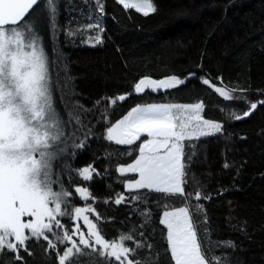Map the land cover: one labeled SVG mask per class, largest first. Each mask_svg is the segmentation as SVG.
<instances>
[{"label":"trees","instance_id":"obj_1","mask_svg":"<svg viewBox=\"0 0 264 264\" xmlns=\"http://www.w3.org/2000/svg\"><path fill=\"white\" fill-rule=\"evenodd\" d=\"M152 2L158 11L144 16L118 0H102V13L96 0H52L51 4L44 0L39 12H31L25 20L39 16L37 40L47 57L53 106L66 135H74L75 143L82 145L72 147L69 139L67 150L53 163V188L70 193L73 214L57 215L59 227L53 223V232L46 234L60 253L70 242L60 244L55 236L67 232L79 244V228L89 238L82 216L74 215V207H88L93 211L83 215L109 242L122 234L134 236L126 246H141L129 259L174 264L167 251V229L160 221L163 211L187 206L198 242L210 258L225 257L227 264H264V104L259 103L264 100V0ZM97 23L103 29L99 33L103 43L93 47ZM16 28L22 30L23 23ZM171 75L186 83L134 93L142 78ZM204 78L210 79V85L202 83ZM215 87L237 99L220 96ZM119 95L127 98L113 105L111 100ZM156 102L202 103L204 119L222 125L221 133L182 141L185 196L127 190V182L138 176L118 169L135 160L139 144L118 145L106 138L108 127L133 107ZM251 103H257L255 110ZM244 111L251 114L234 118ZM83 167L94 170L91 181L79 177ZM76 187L88 189L87 201L75 192ZM197 192L210 199L196 201ZM120 196L124 200L116 205ZM197 204L203 211L195 210ZM145 212L149 215H142ZM227 241L235 242V248L219 246ZM26 247L27 251H19L22 260L11 251H0V264H58L57 250L48 241L30 238ZM80 247L65 264H119L99 250Z\"/></svg>","mask_w":264,"mask_h":264},{"label":"snow or ice","instance_id":"obj_2","mask_svg":"<svg viewBox=\"0 0 264 264\" xmlns=\"http://www.w3.org/2000/svg\"><path fill=\"white\" fill-rule=\"evenodd\" d=\"M48 4L52 0H46ZM125 8H133L137 12L148 16L156 13L158 8L152 0H139L130 3L119 0ZM99 11L103 12L102 0H96ZM34 6H36L34 8ZM40 4L38 0H0V33L4 39L0 41V57L4 63L0 64V71L8 74L5 82L0 79V111L7 109V119L4 122L6 136L0 143L8 145L6 158L0 163V251L8 250L14 253L17 260L20 250L27 251L26 241L30 238H42L48 241L53 250H57L58 264H65L74 254L81 251L83 246L93 251L99 250L101 255L114 258L119 264H140L138 259H129L134 255L136 248L141 245L136 243L133 247L126 246L125 242L135 240L131 233L119 235L118 241L109 242L97 228V224L89 219L86 212L93 211L88 207H74V215L82 216L87 225L88 236L85 238L80 233L79 244L67 232L63 236H55L60 244L70 242V246L60 253L57 244L49 239L47 233L53 232V223L59 227V216H71L70 193L61 187L54 190L56 183L53 179L52 166L69 146V139L73 141L72 147L81 148L75 143V136L66 135L63 121L53 106L52 94L47 79V57L43 48L38 46L39 16L33 15L25 21L30 11L38 13ZM55 14L56 9H52ZM23 22V29L12 28L5 30V26L18 25ZM98 34L94 37L96 44H102L103 39L99 34L103 31L97 23ZM33 29H36L35 31ZM25 38L28 43L25 44ZM195 75L194 73L189 74ZM186 83L185 79L171 75L165 79L155 80L148 77L135 83L134 93H144L146 89L152 91L176 88ZM204 85H210V79H202ZM7 87L10 91H4ZM215 92L229 100L237 99L228 95L222 88L215 87ZM131 95V93H129ZM127 97L119 95L111 100L114 105L117 100L123 102ZM259 103L264 104V100ZM251 110L257 108V103L249 105ZM202 103L192 105L176 104H147L133 107L122 119L108 127L106 138L118 145H132L145 135V139L138 147V157L127 166H120L119 172L138 173L139 179L129 183V189H151L158 193H168L185 196L183 185L186 183V164L183 162V144L186 138L208 136L222 132L220 123L202 120ZM250 111L234 118L240 120L249 116ZM195 121V125H193ZM49 130L43 140L39 139L38 129ZM31 130V131H30ZM190 164V161H189ZM225 168L229 167L226 162ZM94 170L83 167L79 177L83 181H91ZM75 192L87 201L91 193L86 187H76ZM134 199H139L135 197ZM196 201L210 199L202 197L199 192L195 194ZM124 197L115 199L119 205ZM52 205V207H50ZM62 207L64 210H62ZM196 211H203V206L195 205ZM142 215H149L145 212ZM161 224L166 226V239L169 245L168 253L174 264H227L226 258H210L197 239V231L189 214V207H179L174 211H163ZM24 217H34V220L25 222ZM47 218L48 222H44ZM29 230V235L25 234ZM220 247L235 248V242L227 241ZM29 255L31 253L29 252Z\"/></svg>","mask_w":264,"mask_h":264},{"label":"rangeland","instance_id":"obj_3","mask_svg":"<svg viewBox=\"0 0 264 264\" xmlns=\"http://www.w3.org/2000/svg\"><path fill=\"white\" fill-rule=\"evenodd\" d=\"M118 2H119V0H118ZM127 2L135 3V2H139V0H127ZM128 9H133V8H128ZM8 28L12 29V28H16V27H8ZM8 28L7 29L5 28V30L6 31H9ZM3 39H4V36H3L2 33H0V41H2ZM25 44H27V42H25ZM2 63H4L3 57H0V64H2ZM0 79H2L5 82H10L8 80V74L6 72H3V71H0ZM3 90L4 91H10V89H8L6 86L3 88ZM160 103L176 104V105H192V104L169 103V102H156L155 104H160ZM141 106H143V105H141ZM7 111H8L7 109H5L4 111H0V140H3L5 138V136H6L4 122L7 119ZM202 112H203V110H202ZM202 112H201V118H202V120H204V117L202 115ZM228 114H231V113L228 112ZM192 123H193V125H195V121H193ZM37 131L39 133V139H41V140H43L45 138V136L48 135V132H49V130L42 129V128L41 129H38ZM215 134H217V133H215ZM196 135H198V134H194L192 137H196ZM211 135H214V134H211ZM192 137H190V138H192ZM145 139H149V137H147L146 134L143 135V136H141L140 140L136 141L135 143H138L140 145L142 143V141H144ZM7 148H8V145L6 143H0V163H2L4 161V159L6 158V154H7V151L6 150H7ZM132 162H134V160ZM127 165H125V166H127ZM125 174H136L138 176L137 179H139V174L138 173H125ZM137 179H135V180H137ZM135 180H132V181L127 182V185L129 183H134ZM126 188L129 191H133V190L138 189V188H131V189H129L128 186H126ZM50 207H52V205H50ZM34 219H35L34 217H24L23 218V220L25 222H27L29 220H34ZM45 220L47 221V218H45ZM25 234L26 235H29V230H25Z\"/></svg>","mask_w":264,"mask_h":264},{"label":"water","instance_id":"obj_4","mask_svg":"<svg viewBox=\"0 0 264 264\" xmlns=\"http://www.w3.org/2000/svg\"><path fill=\"white\" fill-rule=\"evenodd\" d=\"M44 0H38V3L40 4L41 2H43ZM36 6H34V8H35ZM32 11H30V13H31ZM29 13V14H30ZM27 17L28 16H26L25 17V20L27 19ZM23 22H21V24H22ZM21 24H18V25H8V26H5V28H8V27H16V26H19V25H21ZM147 90V89H146Z\"/></svg>","mask_w":264,"mask_h":264},{"label":"crops","instance_id":"obj_5","mask_svg":"<svg viewBox=\"0 0 264 264\" xmlns=\"http://www.w3.org/2000/svg\"><path fill=\"white\" fill-rule=\"evenodd\" d=\"M123 174H125V173H123ZM127 175V174H126ZM130 175H133V174H130Z\"/></svg>","mask_w":264,"mask_h":264}]
</instances>
